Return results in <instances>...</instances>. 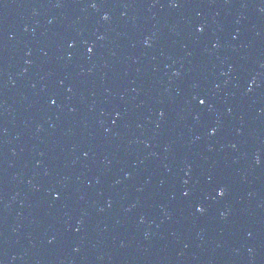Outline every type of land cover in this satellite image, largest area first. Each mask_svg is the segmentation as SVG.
<instances>
[{"label": "water", "instance_id": "obj_1", "mask_svg": "<svg viewBox=\"0 0 264 264\" xmlns=\"http://www.w3.org/2000/svg\"><path fill=\"white\" fill-rule=\"evenodd\" d=\"M0 264H264V0H0Z\"/></svg>", "mask_w": 264, "mask_h": 264}, {"label": "snow or ice", "instance_id": "obj_2", "mask_svg": "<svg viewBox=\"0 0 264 264\" xmlns=\"http://www.w3.org/2000/svg\"><path fill=\"white\" fill-rule=\"evenodd\" d=\"M93 6L95 7V5H93ZM105 19H107V17H105ZM201 31H202V29H201ZM89 51H91V49H89ZM199 103H200L201 105H204V104H205V101H204L203 99H201V100L199 101ZM185 195H188V194L185 193ZM219 195H220L221 197H223V196L225 195V192H224L223 189H221V190L219 191ZM198 211H200L201 213H203L204 209H203V208H199Z\"/></svg>", "mask_w": 264, "mask_h": 264}]
</instances>
